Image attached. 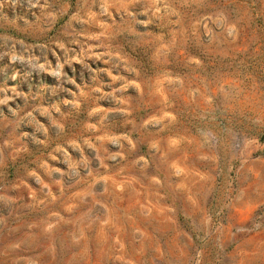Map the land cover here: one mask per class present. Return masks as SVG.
Segmentation results:
<instances>
[{"label":"rangeland","instance_id":"rangeland-1","mask_svg":"<svg viewBox=\"0 0 264 264\" xmlns=\"http://www.w3.org/2000/svg\"><path fill=\"white\" fill-rule=\"evenodd\" d=\"M0 264H264V0H0Z\"/></svg>","mask_w":264,"mask_h":264}]
</instances>
